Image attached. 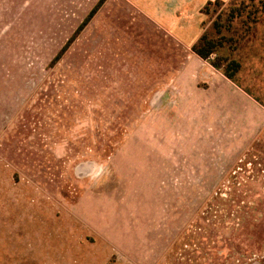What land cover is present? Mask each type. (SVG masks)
Masks as SVG:
<instances>
[{"label": "rangeland", "instance_id": "1", "mask_svg": "<svg viewBox=\"0 0 264 264\" xmlns=\"http://www.w3.org/2000/svg\"><path fill=\"white\" fill-rule=\"evenodd\" d=\"M97 14L0 18V264H264V0Z\"/></svg>", "mask_w": 264, "mask_h": 264}, {"label": "crops", "instance_id": "2", "mask_svg": "<svg viewBox=\"0 0 264 264\" xmlns=\"http://www.w3.org/2000/svg\"><path fill=\"white\" fill-rule=\"evenodd\" d=\"M99 1L0 0V18H6V14L10 18H21L24 13H32L34 5L41 6L45 18H87ZM209 1L214 0H106L92 18L103 8L105 18H152V21L170 18V22L172 18H203L202 8Z\"/></svg>", "mask_w": 264, "mask_h": 264}, {"label": "trees", "instance_id": "3", "mask_svg": "<svg viewBox=\"0 0 264 264\" xmlns=\"http://www.w3.org/2000/svg\"><path fill=\"white\" fill-rule=\"evenodd\" d=\"M106 0H100L97 6L91 11L89 16L86 18V20L83 22V24L80 26V28L76 31L78 34V31H80L88 22L89 20L95 15V13L100 9V7L104 4ZM216 28H218V24L216 25ZM220 31V30H219ZM76 35V34H75ZM75 35L71 40H69L68 43H71L72 40H74ZM222 42H217L216 40L210 38V35L208 33H205L201 36V38L198 40V42L193 46V51L202 59H209L210 56L216 52L218 44ZM66 46L64 49L54 58L53 63L57 62L61 56L66 51ZM240 70V64L233 61L230 62L229 65L226 67L225 72L230 78H233L237 72Z\"/></svg>", "mask_w": 264, "mask_h": 264}]
</instances>
